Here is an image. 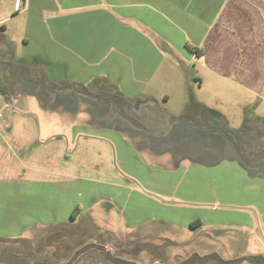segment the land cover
I'll use <instances>...</instances> for the list:
<instances>
[{
    "label": "rangeland",
    "instance_id": "rangeland-1",
    "mask_svg": "<svg viewBox=\"0 0 264 264\" xmlns=\"http://www.w3.org/2000/svg\"><path fill=\"white\" fill-rule=\"evenodd\" d=\"M14 6L22 9L18 0H0V16ZM19 30H0L13 47L16 65L48 58L52 64L42 66L49 79L61 81L67 70L60 64L58 43L45 39L43 50L33 51L23 47ZM3 44L0 50L7 48ZM159 53V68L146 84L129 86L127 71L125 80L97 71L81 83L92 90L135 92L128 108L135 116L151 106L159 115L176 117L194 100L230 129H239L244 117L255 124L264 118L256 99L208 85L195 57ZM106 56L109 60L96 68H107L113 55ZM9 98L0 102L5 122L0 121V239L24 240L1 242L0 263L13 264L18 255L27 261L59 242L64 257L54 262L68 260L87 243L133 264H250L232 259L264 256V179L236 161L211 162L207 149L196 154L199 146L183 125L166 136H146L123 127L119 120L125 117L114 119L105 103L72 92L53 96L35 85L17 83ZM63 222L60 230H37ZM193 252H215L226 263L195 259L189 256ZM84 264L107 262L95 251Z\"/></svg>",
    "mask_w": 264,
    "mask_h": 264
},
{
    "label": "crops",
    "instance_id": "crops-1",
    "mask_svg": "<svg viewBox=\"0 0 264 264\" xmlns=\"http://www.w3.org/2000/svg\"><path fill=\"white\" fill-rule=\"evenodd\" d=\"M18 3L22 9L15 10L14 6L1 14L0 29L14 32L20 27L23 47L33 51L43 50L45 39L49 44L56 41L60 64L67 70L62 80L81 83L98 71L120 81L126 79L128 72L129 86L143 81L146 84L159 68L162 60L159 52L177 53L188 60L195 57L207 78L205 82L215 90L216 86L236 90L251 102L256 99L257 109L264 110V0H18ZM188 47L197 49L200 55ZM7 48L0 50V62ZM106 54L113 55L107 68H96L109 60ZM119 54L123 58L117 57ZM47 59L42 64H52ZM67 62L73 66L67 67L64 64ZM204 79L201 77L200 86ZM133 93L121 92L127 98H133ZM65 224L38 225L37 230H51L55 226L60 230ZM54 246L49 252L30 255L27 261L18 255L12 258L13 264H63L67 260L54 261L63 259L65 249L60 242ZM88 256L74 264L86 263Z\"/></svg>",
    "mask_w": 264,
    "mask_h": 264
},
{
    "label": "trees",
    "instance_id": "trees-1",
    "mask_svg": "<svg viewBox=\"0 0 264 264\" xmlns=\"http://www.w3.org/2000/svg\"><path fill=\"white\" fill-rule=\"evenodd\" d=\"M0 30L3 31L2 28ZM0 42L6 43L8 46L7 53L1 56L4 58V60L0 62V94L4 100L8 101L10 99L9 96L11 90L14 89L17 83H22L24 87L27 85H35L41 90L50 92L53 96L72 92L76 95L86 97L92 101L105 103L110 107V111L114 114V119H118L119 115L125 117L124 121L119 120V122L123 124V127L133 128L141 133L143 132V134L146 136L152 134L150 132L147 133V131L143 129L145 124L149 123L151 125H160L161 118H156L150 113H145L144 116H142L143 120L146 119L148 121L147 123H142V121L138 119V117L135 116L130 109H128L130 108L131 104L135 103L134 98H127L121 93L110 92L108 87L104 86L105 88L102 90H92L81 83H75L68 80L53 81L52 79H49L46 70L42 64L39 63H35L33 65H16V63L13 62V47L6 40V37L2 34V32H0ZM188 48L196 55H200V53H197V49L192 47ZM194 111L195 114L193 119H191ZM203 113L210 112L207 111L204 106H200L196 101L191 100V103L184 114L176 117L170 115L163 116L167 123L166 127L168 128L166 132L162 134L160 133V135L166 136L168 135L171 128H173L175 125L179 124L181 127L183 125L188 134L193 135L194 139L196 140V144L199 146L196 154L201 155L207 149V156L211 158V162L216 163L217 161L221 160L236 161L245 170L251 172L250 175L264 179V161H260L259 158L256 157L254 163L250 162L251 165L247 166L241 160L239 155L238 140H240L242 129H230L224 122L221 124L224 126V132L215 130L211 127L206 128L198 121V118H200L201 114ZM128 118L131 120H128ZM170 143L172 142L170 141L168 145ZM249 156H251V154ZM75 211L71 214L72 220H74ZM22 240L24 239H0V243L3 242L7 244H17L22 242ZM31 246L33 247L32 243ZM95 251H98L100 254H102V256H104V261H106L107 264H133L132 262L122 261L121 259L115 257L112 253H109V251L105 250L101 245H97L95 243H87L80 248H77L74 250L69 259L63 264H74L79 259ZM244 260L253 262V264L263 263L261 256L246 257L237 259L236 261L241 262Z\"/></svg>",
    "mask_w": 264,
    "mask_h": 264
},
{
    "label": "flooded vegetation",
    "instance_id": "flooded-vegetation-1",
    "mask_svg": "<svg viewBox=\"0 0 264 264\" xmlns=\"http://www.w3.org/2000/svg\"><path fill=\"white\" fill-rule=\"evenodd\" d=\"M145 111L140 110L141 115L137 116L138 119H140L142 121V123L144 122H148L145 118V120H143V117L145 113H149L146 110L151 109L150 112L152 113H156L157 116L153 115L156 118H161L160 120V125H151L147 126V124L149 125V123L145 124L143 129L145 131H147V133H164L167 131L166 127V120L162 115H159L157 112L158 110L155 108H152L151 106L145 107L143 106ZM141 108V107H140ZM149 111V110H148ZM220 119V118H219ZM198 121L200 124H203V126H205L206 128L211 127L215 130L223 131V125H221L223 122L226 123V121H222L217 120L214 121V118L210 116V113H203L201 114L200 118H198ZM246 124V125H245ZM166 127V128H165ZM239 129H242V134H240V140H238V144H239V155L241 157V160L247 165L250 166V162H253L256 160V157L259 158V160L264 161V121H258L257 124L250 122L249 118L244 117L243 123L241 125V127ZM239 129H235V130H239ZM170 133V131H169ZM251 154V156H249ZM191 226H194L193 224H191ZM201 253V252H200ZM190 257L195 258V259H213V262H225V260L219 259L216 255L215 252H209V253H202L200 255H197V253L193 252L191 254H189ZM255 256H261L262 257V261L264 264V256L261 254H256V255H247L244 257H238V258H234L232 260H237V259H241V258H246V257H255ZM210 261L211 260H207ZM247 261L250 264H253V262H249L248 260H244ZM242 262V261H241Z\"/></svg>",
    "mask_w": 264,
    "mask_h": 264
},
{
    "label": "built area",
    "instance_id": "built-area-1",
    "mask_svg": "<svg viewBox=\"0 0 264 264\" xmlns=\"http://www.w3.org/2000/svg\"><path fill=\"white\" fill-rule=\"evenodd\" d=\"M2 100H4V99H3V97H2L1 94H0V102H1ZM3 108H4V109H5V108H8V105L5 104V105L3 106ZM3 108H2V109H3ZM1 119H3V114H2V112L0 111V121L5 125V122L2 121Z\"/></svg>",
    "mask_w": 264,
    "mask_h": 264
}]
</instances>
